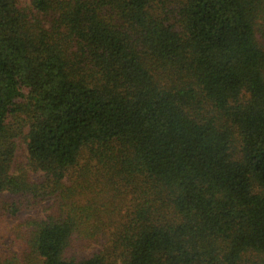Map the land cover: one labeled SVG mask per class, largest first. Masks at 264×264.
<instances>
[{
	"label": "trees",
	"instance_id": "1",
	"mask_svg": "<svg viewBox=\"0 0 264 264\" xmlns=\"http://www.w3.org/2000/svg\"><path fill=\"white\" fill-rule=\"evenodd\" d=\"M23 2L0 0V195L54 196L88 150L80 177L96 159L133 204L63 191L23 264H264V0Z\"/></svg>",
	"mask_w": 264,
	"mask_h": 264
},
{
	"label": "rangeland",
	"instance_id": "2",
	"mask_svg": "<svg viewBox=\"0 0 264 264\" xmlns=\"http://www.w3.org/2000/svg\"><path fill=\"white\" fill-rule=\"evenodd\" d=\"M27 5L29 0H23ZM17 148L15 158L13 161L12 171L16 175L28 177L29 180L37 183H42L46 180L45 173L35 171L28 160L27 145L23 137L16 139ZM89 151L81 157L77 166L72 168L63 181V188L57 191L54 196H42L36 198L33 194L12 196L8 193L0 195V264H23L26 259L29 248L27 245V238L29 237L28 230L31 227V221L38 218H46L47 215L57 213L61 209V204L70 203L73 200L81 205L99 204L102 209L103 203L111 202L110 208L121 207L124 211L129 209L133 204L131 202L132 195L123 196V205L114 203V189L106 181L107 176L98 175L96 171L101 169V165L93 158L91 169L87 178L80 177L81 171L88 165ZM99 173H102L99 171ZM87 181V184L86 182ZM46 182V181H45ZM44 182V183H45ZM91 185H90V184ZM80 184L87 186L86 189L80 187ZM41 187V186H40ZM70 190L71 197L63 194V191ZM42 195V194H41ZM68 200H63V197ZM69 198V199H68ZM71 198V199H70ZM119 201L121 197H117ZM22 202V204H19ZM16 203L18 210L15 212L12 205ZM113 203V204H112ZM98 221L97 217L88 220L91 227ZM104 223L106 219L103 218ZM104 232L95 233L98 242H106L109 237L107 226L101 224ZM92 245H98L96 241L92 240Z\"/></svg>",
	"mask_w": 264,
	"mask_h": 264
}]
</instances>
